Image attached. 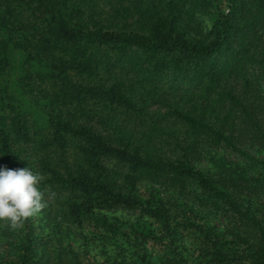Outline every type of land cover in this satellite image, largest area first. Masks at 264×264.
Segmentation results:
<instances>
[{"label":"trees","instance_id":"1","mask_svg":"<svg viewBox=\"0 0 264 264\" xmlns=\"http://www.w3.org/2000/svg\"><path fill=\"white\" fill-rule=\"evenodd\" d=\"M261 149L264 0H0V166L39 174L48 229L0 221V264H264Z\"/></svg>","mask_w":264,"mask_h":264},{"label":"rangeland","instance_id":"2","mask_svg":"<svg viewBox=\"0 0 264 264\" xmlns=\"http://www.w3.org/2000/svg\"><path fill=\"white\" fill-rule=\"evenodd\" d=\"M196 19L198 20V22L200 23V30L202 33H205L206 31H208L209 27H210V20L207 14H197L196 15ZM220 153V152H219ZM218 154V153H217ZM256 156L264 159V149H261L259 152L255 153ZM223 158L226 159H230L235 161L236 159H234V157L232 155H228V154H220ZM202 166H204V168H206L205 166H207V162H203ZM113 168L119 173L121 174L123 170V168H121V166L118 165H113ZM152 185H147V189L144 188V186H142V190H140V194L142 195H146L147 190H149L148 188H150ZM192 196V195H191ZM189 202V201H188ZM190 204H192V202H189ZM196 205V204H194ZM197 210L200 213V216L203 218V222L204 223H208L211 226H215L217 229H221L222 226L224 225V218L222 217L221 213L218 214H214L211 213L210 211L207 210V207H200L198 205H196ZM101 212H104L105 214V219H107V221L109 223H127V224H123L124 227L128 224L129 222H136L138 224H144L148 225V222L146 221L147 218L143 215L140 214L138 211H134V210H128L125 208H102L100 209ZM32 220H33V225L36 227L37 231L39 232V234H44V233H48V229L46 227H44V221L42 218V213L39 211L37 213H35L34 215L31 216ZM127 228V227H126ZM183 241L186 244H189V240H187V237L183 239ZM75 243H73L76 247H82L81 245V240L78 241H74ZM122 249L121 251H123V256H126L127 258H129L131 256V251L129 250V247L127 246V244H123L122 243ZM87 254L97 263L102 262L103 259H105L106 257H110V258H114V256L117 255L118 251L117 249L110 247L108 249V251L106 253H102L98 247H96L93 243H89L88 247H87ZM146 252H147V256L149 257L151 263L154 264H158V260L161 257L159 250L157 249H153L151 247H147L146 248ZM125 254V255H124ZM120 257V256H119Z\"/></svg>","mask_w":264,"mask_h":264},{"label":"clouds","instance_id":"3","mask_svg":"<svg viewBox=\"0 0 264 264\" xmlns=\"http://www.w3.org/2000/svg\"><path fill=\"white\" fill-rule=\"evenodd\" d=\"M39 183V174L29 167L0 166V221L18 227L23 219L39 212L44 207Z\"/></svg>","mask_w":264,"mask_h":264}]
</instances>
